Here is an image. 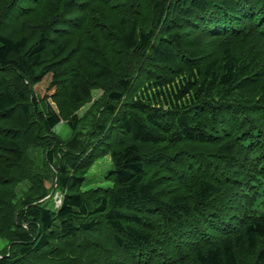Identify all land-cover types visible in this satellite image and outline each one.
<instances>
[{
  "label": "trees",
  "instance_id": "trees-1",
  "mask_svg": "<svg viewBox=\"0 0 264 264\" xmlns=\"http://www.w3.org/2000/svg\"><path fill=\"white\" fill-rule=\"evenodd\" d=\"M0 240V264H264V0H0Z\"/></svg>",
  "mask_w": 264,
  "mask_h": 264
},
{
  "label": "rangeland",
  "instance_id": "rangeland-1",
  "mask_svg": "<svg viewBox=\"0 0 264 264\" xmlns=\"http://www.w3.org/2000/svg\"><path fill=\"white\" fill-rule=\"evenodd\" d=\"M52 93V90L49 89V78L46 77L42 80L39 84L34 86V94L39 99L47 98V102L54 108L55 111H58L56 103L53 101L52 98H50V95ZM90 99L88 102L83 104L81 107H79L75 114L77 117L84 118L86 114L90 110H98L101 106L104 100L106 99V93L105 90L102 87H98L95 89H92L90 92ZM55 135L60 140H66L71 136V130L68 128L67 124L65 122L60 121L59 124L54 129ZM111 170V163L109 157H104L102 159L97 160L92 167L89 169V172L85 176V181L83 184V189H90V188H106L111 186V182L107 181L104 176L105 173ZM25 189V185L21 184L17 188V192L20 193L22 190ZM61 194L59 192H56L52 196V204L53 207H57L60 203ZM4 241L0 240V249L4 247Z\"/></svg>",
  "mask_w": 264,
  "mask_h": 264
},
{
  "label": "built area",
  "instance_id": "built-area-1",
  "mask_svg": "<svg viewBox=\"0 0 264 264\" xmlns=\"http://www.w3.org/2000/svg\"><path fill=\"white\" fill-rule=\"evenodd\" d=\"M60 203V202H59Z\"/></svg>",
  "mask_w": 264,
  "mask_h": 264
}]
</instances>
